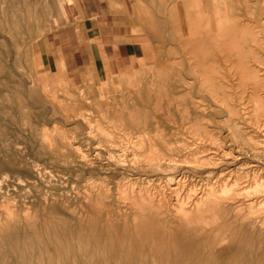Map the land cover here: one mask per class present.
Here are the masks:
<instances>
[{"label": "rangeland", "instance_id": "374dc122", "mask_svg": "<svg viewBox=\"0 0 264 264\" xmlns=\"http://www.w3.org/2000/svg\"><path fill=\"white\" fill-rule=\"evenodd\" d=\"M26 1L30 8L24 11L13 8L23 5V0H0V264H174L173 260L159 258L162 253L160 249L177 232L179 223H185V220L173 222L155 215L144 216L131 206L129 200L127 202L121 192L141 191L139 196L150 199L155 205L157 201L163 202L166 208L171 205L169 208L174 214L178 207L174 199L176 195L170 188L177 186V193L182 197L188 192L189 198L184 201V207L187 209L191 205L187 209L190 214L194 211L190 215L191 220L198 217L194 202L207 189V183L217 188L221 180L231 183L234 177L240 178L241 185H236L227 193L231 196L228 195L230 201L227 198L222 200L240 207L257 195L254 190H250L253 181L250 177L264 176V0H223L225 3L222 0H197L198 9L190 7L192 0H102L110 11L121 13L127 18L133 26L134 35L147 48V56L124 79L111 75L103 81L86 78L80 83L54 80L51 84L40 79L42 68L36 44L60 25L61 4L59 0H37V5L33 7L32 0ZM242 1L246 5L241 4ZM245 12L250 16L245 15ZM225 14L235 18L228 23L229 29L234 25L231 28L234 31L230 29V34L224 32L225 36L216 32L215 36L211 30L205 35L206 23L210 20L214 25L216 17ZM194 25L201 31L200 34L186 39L189 37L188 29L195 28ZM245 26L248 30L242 32L241 28ZM237 27L241 28L237 30ZM173 32H181V35L178 33L177 37ZM238 33L244 34L240 36ZM184 38L186 41H183ZM228 43L232 45L229 44L231 49L236 50L235 53L229 50ZM156 75L161 76L159 79L163 78L160 80L163 84L159 79L157 81ZM66 89L69 92L71 89L79 90L85 95L87 103L82 102V112L91 120L104 113L96 105L97 102L101 107L117 108L118 114L124 117L132 113L143 119H140L141 124H146L143 134L139 136L138 133L129 140L113 139L127 146L128 152L125 151L123 155L126 166H83L85 163L81 161H85L87 153L82 133L85 127L77 120H63L59 114L51 111L52 107L47 102L54 98L65 103ZM159 91L164 95L156 94ZM96 106L100 111L94 115L92 113L97 110ZM184 109L188 111H182ZM88 111L92 115H87ZM99 123L113 134L105 123ZM186 124L191 126L187 127ZM154 125L162 132L156 131ZM157 132L158 136L155 135ZM206 133L210 134L211 139ZM62 135L65 141L69 140L67 145H64ZM145 137L150 141L145 142ZM149 142L157 148H153L155 153H162V160L157 153L153 156ZM160 142H165L166 145H163L167 148ZM132 153L137 157L132 158ZM151 154L153 162H144ZM208 155L212 158H207ZM166 157H171L169 161L173 160L172 163ZM129 159L136 163L132 164ZM203 159L206 160L205 165ZM137 163L154 168L136 169L134 165ZM182 172L186 173L185 178H180ZM179 184L181 188L183 186L181 191ZM189 186L196 192L188 191ZM103 190L106 192L100 193ZM260 209L264 213L263 207ZM201 215L208 222L201 231L182 230L176 233L179 242L186 245V256L192 255L188 264H264V240L259 242L253 237L242 238L238 232L234 234L238 221H233L229 213L220 209L201 208Z\"/></svg>", "mask_w": 264, "mask_h": 264}, {"label": "bare ground", "instance_id": "6f19581e", "mask_svg": "<svg viewBox=\"0 0 264 264\" xmlns=\"http://www.w3.org/2000/svg\"><path fill=\"white\" fill-rule=\"evenodd\" d=\"M46 0H44V2H45ZM150 1V0H149ZM155 1V0H154ZM157 1V0H156ZM176 1H178V0H175V2ZM206 1V0H205ZM240 1V0H239ZM251 1H253V0H251ZM43 2V3H44ZM220 2V1H219ZM222 2H223V0H222ZM254 2V1H253ZM253 2H252V4H253ZM263 2V1H262ZM171 3V2H170ZM173 3V2H172ZM213 3H214V1H213ZM223 3H225V2H223ZM241 4L243 3V1L242 2H240ZM245 3V2H244ZM243 3V4H244ZM174 4V3H173ZM171 5L170 4V6H172L173 7V9H175V6L174 5ZM236 4V3H235ZM249 3H247V5H248ZM31 5L34 7V6H36L37 5V0H32V2H31ZM164 5V4H163ZM237 6H238V4H236ZM235 5V6H236ZM244 5H246V4H244ZM244 5H243V7H244ZM250 5V4H249ZM177 6V5H176ZM198 6H199V3H198V1L197 0H192V2L190 3V7H196L197 9H198ZM224 7V6H223ZM226 7V6H225ZM239 7V6H238ZM263 7V6H262ZM15 10L16 9H23L24 11H26V10H28L29 8H30V5H29V2H27L26 0H23V5H21L20 7H18V8H16V7H13ZM168 8V7H167ZM189 8V7H188ZM227 8V7H226ZM236 8V7H235ZM245 8H247L246 6H245ZM245 8H244V10H245ZM170 9H171V7H170ZM208 9V8H207ZM229 9V8H228ZM167 10V9H166ZM177 10V9H176ZM179 10V9H178ZM233 10V9H232ZM251 10V9H250ZM173 12H174V10H172ZM224 11V10H223ZM245 11H247V10H245ZM252 11V10H251ZM250 11V12H251ZM172 12V13H173ZM176 12V11H175ZM231 12V11H230ZM235 12H237V10L235 11ZM168 13H170V12H168ZM171 13V14H172ZM177 13V12H176ZM198 13H199V11H198ZM246 14L245 15H248V16H250L249 14H247V12H245ZM249 13V12H248ZM196 14V13H195ZM174 15V14H173ZM262 15V14H261ZM178 16H179V14H178ZM264 16V15H263ZM165 17H166V15H165ZM170 17H171V15H170ZM169 17V18H170ZM194 17V16H193ZM197 17V16H196ZM212 17H213V15H212ZM211 17V18H212ZM216 17V16H215ZM214 17V18H215ZM157 18V17H156ZM168 18V19H169ZM178 18V17H177ZM182 18H184V17H182ZM237 18V17H236ZM31 19V18H30ZM235 20V18H233L232 16H230L229 14H225V15H223V16H217L216 17V20H215V23H214V25H212V23L213 22H211L210 20L208 21V23H206L207 24V26H205V25H203V26H205L204 27V31L206 32V34L205 35H208V33L207 32H209V31H211V30H213V32L212 33H215L214 35L215 36H217L216 35V32L217 33H223V35H224V32H228L229 33V30L234 26H232L230 29H229V27H230V25L228 24L230 21L232 22V20ZM251 19H252V17H251ZM170 21L172 20V19H169ZM186 20V19H185ZM261 20H263V19H261ZM172 21H174V20H172ZM235 22V21H234ZM244 22H246V21H244ZM260 22V21H259ZM263 22V21H262ZM173 23V22H172ZM171 23V25H173ZM177 23V22H176ZM227 23V25H225ZM264 23V22H263ZM179 24H180V22H179ZM197 24V23H196ZM250 24V23H249ZM176 25V24H175ZM224 25H225V27H224ZM240 25V24H239ZM242 25V24H241ZM240 25V26H241ZM258 25V24H257ZM156 26V25H155ZM158 26V25H157ZM156 26V27H157ZM227 26H228V28H227ZM242 26H244V25H242ZM247 26V25H246ZM245 26V28H241V27H237V30H239L238 28H241L242 29V32L243 31H246V30H248V28ZM250 26V25H249ZM172 27V26H171ZM194 27L195 28H193V29H188L187 27V29H188V33H187V35L189 36V37H187L186 39H189V38H191L190 36H195V35H197V34H200V30L194 25ZM251 28H252V26H250ZM175 27H173L172 29H174ZM177 28H178V26H177ZM181 28V27H180ZM184 28V27H183ZM227 28V29H226ZM254 28H255V26H254ZM253 28V29H254ZM185 29V28H184ZM252 29V31H254ZM161 30V29H160ZM180 30V29H179ZM232 30V29H231ZM172 31V30H171ZM170 31V32H171ZM175 31H177V29H175ZM203 31V30H202ZM232 31H234V29L232 30ZM184 32V31H183ZM226 32V33H227ZM231 32V31H230ZM262 32V31H261ZM174 33V32H173ZM179 33V32H178ZM178 33H176V34H178ZM227 33V34H228ZM233 33V32H232ZM237 32H235V34H236ZM239 33H240V31H239ZM238 33V34H239ZM245 33V32H244ZM244 33H241V34H244ZM249 34L248 35H250V32H248ZM157 34H159V33H157ZM175 34V33H174ZM175 34V35H176ZM180 35H181V32L179 33ZM185 34H186V32H185ZM230 34V33H229ZM241 34H239L240 36H241ZM256 34V33H255ZM160 35V34H159ZM174 35V36H175ZM220 35V34H219ZM218 35V36H219ZM247 34H246V36H248ZM177 37L179 36V35H176ZM200 36V35H199ZM220 36H222V35H220ZM225 36V35H224ZM182 37V36H181ZM202 37V36H201ZM207 37V36H206ZM210 37H211V35H210ZM210 37H209V39H210ZM227 37V36H226ZM229 37V36H228ZM231 37V36H230ZM234 37V36H233ZM233 37H232V41H233ZM251 37V36H250ZM252 38L253 37H251V40H252ZM176 39V38H175ZM178 39V38H177ZM181 39V38H180ZM179 39V40H180ZM185 39V38H184ZM186 39L185 40H183V41H186ZM212 39V38H211ZM214 39H216V37L214 38ZM217 39H219V38H217ZM221 39H222V37H221ZM226 39H229V38H226ZM192 40V39H191ZM208 40V39H207ZM220 40V39H219ZM231 40V39H230ZM230 40H228V42L230 41ZM249 40H250V38H249ZM194 41V40H193ZM209 42H211V40H208ZM232 41H231V43H232ZM238 41V40H237ZM235 42V41H234ZM252 41H250V43H251ZM258 42H259V40H258ZM183 43V42H182ZM181 43V44H182ZM196 43V42H195ZM194 43V44H195ZM184 44H186V42H184ZM184 44H182V45H184ZM224 46H225V44L224 43H222ZM227 44V43H226ZM230 43H228V45H229ZM234 44H236V42L234 43ZM188 45V44H187ZM186 45V46H187ZM192 45V44H191ZM203 46H204V44H202ZM212 45V44H211ZM231 45V44H230ZM229 45V46H230ZM258 45H259V43H258ZM232 46V45H231ZM231 46H230V48H229V50L231 49ZM233 46H235V45H233ZM177 47V46H176ZM180 47H182V46H180ZM184 47V46H183ZM195 47V46H194ZM197 47V46H196ZM222 47V46H221ZM260 47V46H259ZM171 48V47H170ZM192 48V47H191ZM191 48H189V49H191ZM224 48V47H223ZM226 48V47H225ZM239 48V47H238ZM247 49H249V48H247ZM194 50V49H193ZM205 50V49H204ZM226 50H228V47H227V49ZM234 53H235V49H231ZM178 51H179V53H180V50L178 49ZM181 51H183L182 49H181ZM190 53V52H189ZM191 53H192V49H191ZM194 54H196V53H194ZM193 54V55H194ZM206 54V53H205ZM219 54V53H218ZM252 54V53H251ZM187 55H189V54H187ZM207 55V54H206ZM180 56H181V54H180ZM235 56H237V55H235ZM255 57V56H254ZM237 58V57H236ZM182 59V58H181ZM177 59H175V60H173V61H176ZM238 61V60H237ZM176 63V62H175ZM168 65H170V64H168ZM174 65V64H173ZM191 66V65H190ZM189 66V67H190ZM199 66V65H198ZM197 66V67H198ZM177 67V66H176ZM192 67V66H191ZM200 67V66H199ZM168 68H169V66H168ZM171 68V67H170ZM203 68V67H202ZM199 69V68H198ZM209 69V68H208ZM171 70V69H170ZM203 70V69H202ZM204 71V70H203ZM259 72V71H258ZM165 73V72H164ZM184 73V72H183ZM182 73V74H183ZM197 73V72H196ZM160 74V73H159ZM162 74H163V72H162ZM162 74H161V76H162ZM176 74H178L179 75V73L177 72ZM195 74V73H194ZM198 74V73H197ZM163 75H165V74H163ZM169 75V74H168ZM157 76V75H156ZM160 75L159 76H157V81H158V77H161ZM198 76V75H197ZM166 77H167V74H166ZM183 77H185V76H183ZM6 78V77H5ZM163 78H161V79H159V81L160 80H162ZM177 79V78H176ZM186 79V78H185ZM190 79V78H189ZM187 80V79H186ZM166 81V80H165ZM178 81V80H177ZM187 81H189V80H187ZM186 81V82H187ZM205 81V80H204ZM160 82H162V81H160ZM170 82H171V80H170ZM169 82V83H170ZM162 84H163V82H162ZM166 84V83H165ZM171 84V83H170ZM173 85V84H172ZM183 85V84H182ZM179 86V85H178ZM208 87V86H207ZM162 88V87H161ZM210 88V87H209ZM164 89V88H163ZM171 89V88H170ZM174 89H176V88H174ZM6 90V89H5ZM37 90V89H36ZM162 91V90H161ZM160 92V91H159ZM159 92L158 93H156V94H158L159 96L161 95V94H163V93H161L160 92V94H159ZM186 92V91H185ZM155 95V94H154ZM164 95V94H163ZM169 95V94H168ZM184 95V94H183ZM193 95H194V93H193ZM262 95V94H261ZM65 96H66V98H65V100H66V102L65 103H63L62 101L60 102V101H57V100H55L54 98H51L49 101H47V102H49V104H50V106L52 107L51 108V111L53 110V113H54V111L57 113V114H59L62 118H63V120H65V121H70V120H73V121H75V120H77V121H79V122H81V124L83 125V127H85L84 128V130L82 131V133H83V135H84V137H85V144H86V156H84V157H86L85 158V161H81L82 163H85L83 166H88V165H90V166H92L91 164H95V165H97V167H124V166H126L125 165V163L127 162H125L124 161V158H123V155H124V153H125V151H127L128 152V150H127V146L125 145V147L124 146H122V144H120V142H118V141H114L113 139H115V138H131L132 136L134 137V135H136V134H138L139 133V136H140V133H142L143 134V131H145V129H146V124L144 123V124H141V122H140V119H142V118H137L138 116H133L132 115V113H130L129 115H127L126 117H124V115H121V114H118L119 112H118V109L117 108H114V109H108V108H106V107H104V106H100L99 104H97L96 103V105L98 106V107H100V108H102L103 110H104V113L102 114V115H100V114H98V112L100 111V109L96 106V108H97V110L94 112V113H92V114H94L95 115V113H97L98 114V118H95V117H93V119L94 120H91V118H88V117H86L85 116V114L82 112V102L83 101H85L86 100V97H85V95L81 92V91H79V90H74V89H71L70 90V92L66 89V94H65ZM177 96H179V95H177ZM185 96V95H184ZM40 97V96H39ZM165 97V96H164ZM164 97H162V99L164 98ZM166 97H167V95H166ZM165 97V98H166ZM173 97V96H172ZM180 97H181V95H180ZM180 97L178 98V100L180 99ZM189 97V96H188ZM193 97H195V96H193ZM175 98H177V97H175ZM198 98H199V96H198ZM197 98V99H198ZM91 99V98H90ZM154 99V98H153ZM156 99V98H155ZM161 99V98H160ZM172 99V98H171ZM173 99H174V97H173ZM173 99H172V101H173ZM212 99V98H211ZM166 101V100H165ZM180 101V100H179ZM86 102V101H85ZM92 102V101H91ZM161 102V101H160ZM169 102H171V101H169ZM175 102H177V100L175 101ZM87 103V102H86ZM93 103V105H94V102H92ZM168 103V102H167ZM169 104H171V103H169ZM92 105V104H91ZM92 105V106H93ZM167 105V104H166ZM177 105V104H176ZM175 105V106H176ZM157 106V105H156ZM159 106V105H158ZM75 107V108H74ZM104 107V108H103ZM168 107H169V105H168ZM177 107H179V106H177ZM19 108V107H18ZM141 108V107H140ZM202 107H200V109H201ZM93 109V108H92ZM135 109V108H134ZM157 109V108H156ZM161 109V108H160ZM186 109V108H185ZM182 110V111H186V110ZM192 109H193V107H192ZM84 110V109H83ZM132 110V109H131ZM142 110V109H141ZM163 110V109H162ZM203 110V109H202ZM135 111H137V109H135ZM139 111V110H138ZM137 111V112H138ZM142 111H144V110H142ZM182 111H180L181 113H182ZM188 111V110H187ZM186 111V112H187ZM241 111V110H240ZM246 111V110H245ZM132 112H134V111H132ZM147 111H145L144 113H146ZM150 112V111H149ZM208 112H210V111H208ZM251 112V111H250ZM88 113V114H87ZM86 114L87 115H89V111L87 112ZM153 113H155V112H153ZM180 113V114H181ZM247 113H249V112H247ZM52 114V113H51ZM91 114V113H90ZM91 114V115H92ZM134 114V113H133ZM186 114V113H185ZM205 114V113H204ZM229 114V113H228ZM54 115V114H53ZM145 115V114H144ZM183 116H184V114H182ZM197 115V114H196ZM208 115V114H207ZM226 115H227V113H226ZM167 116H168V114H167ZM204 116V115H203ZM187 117V116H186ZM193 117V116H192ZM149 118V117H148ZM166 118V117H165ZM167 119V118H166ZM174 119V118H173ZM180 119H182V118H180ZM224 119V118H223ZM151 120H153V119H151ZM164 120V119H163ZM171 120H172V117H171ZM184 120V119H183ZM218 120V119H217ZM255 120V119H254ZM102 121V123H105L106 124V127H109V128H111L112 129V132H113V134H111V133H109L108 132V129H106V128H103L102 126H100V123L99 122H101ZM142 121H143V119H142ZM154 121V120H153ZM180 121V120H179ZM155 122V121H154ZM251 122V121H250ZM249 122V123H250ZM167 123V122H166ZM181 123V122H180ZM186 123V122H185ZM259 123V122H258ZM260 123H261V121H260ZM169 124V123H168ZM251 124H252V122H251ZM69 125V124H68ZM175 125V124H174ZM193 125V124H192ZM197 125V124H196ZM76 126V125H75ZM186 126H187V124H186ZM188 126H191L190 124L188 125ZM187 126V127H188ZM240 126V125H239ZM154 127H155V129H156V131H159V130H157V127H156V125H154ZM183 127H185V126H183ZM203 127H205V126H203ZM255 127V126H254ZM261 127V126H260ZM202 128V127H201ZM263 128H264V126H263ZM154 129V128H153ZM208 129V128H207ZM256 129V128H255ZM261 129V128H260ZM36 130V129H35ZM34 130V131H35ZM188 131H189V128L187 129ZM204 130V129H203ZM237 130V129H236ZM243 130V129H242ZM201 131H202V129H201ZM39 132V131H38ZM160 132H162L161 130H160ZM263 132H264V130H263ZM211 133V132H210ZM154 134V133H153ZM152 134V135H153ZM158 134V132L155 134V135H157ZM171 134V133H170ZM169 134V135H170ZM204 134V133H203ZM206 134H209V133H206ZM205 134V135H206ZM223 134V133H222ZM235 134V133H234ZM46 135V134H45ZM159 135H161L160 133H159ZM60 136H61V134H60ZM63 136V135H62ZM145 136H147V133H146V135ZM158 136V135H157ZM57 137V136H56ZM110 138L111 137V139L109 140V139H107V138ZM136 137V136H135ZM149 137V136H148ZM156 137V136H155ZM198 137V136H197ZM207 137V136H206ZM208 137L211 139V136H210V134L208 135ZM228 137V136H227ZM140 138V137H139ZM145 138H147V137H145ZM144 138V139H145ZM158 138V140H161V139H159V137H156V139ZM161 138H162V135H161ZM166 138H168V137H166ZM199 138V137H198ZM216 138V137H215ZM57 139V138H56ZM62 139H64V136H63V138ZM136 139H137V137H136ZM143 139V140H144ZM208 139V138H207ZM210 139H208V140H210ZM50 140V139H49ZM58 140V139H57ZM119 140H121V139H119ZM129 140V139H128ZM133 140V139H132ZM147 140H149L150 141V139H145V142L147 141ZM52 141V140H51ZM55 141V140H54ZM54 141H53V144H54ZM64 142H65V144L64 145H67L66 143H68V141L66 142L65 141V139L63 140ZM71 141V140H70ZM134 141V140H133ZM162 141V140H161ZM203 141V140H202ZM220 141V140H219ZM235 141V140H234ZM252 141V140H251ZM49 142V141H48ZM123 142V141H122ZM138 142H140V141H138ZM148 142V141H147ZM58 143H59V141H58ZM136 143V142H135ZM143 143V142H142ZM142 143H140L139 145H141ZM150 143V142H149ZM152 143V142H151ZM150 143V144H151ZM160 143H162V142H160ZM181 143V142H180ZM180 143H179V145H180ZM215 143V142H214ZM256 143V142H255ZM260 143V142H259ZM262 143V142H261ZM44 144V143H43ZM50 144H51V146L53 145L51 142H50ZM133 144V143H132ZM144 144V143H143ZM142 144V145H143ZM150 144H147V146H149ZM163 144H165V142L164 143H162L161 145H163ZM171 144V143H170ZM169 144V145H170ZM205 144V143H204ZM216 144V143H215ZM258 144V143H257ZM263 144H264V142H263ZM141 145V146H142ZM153 144H151V147H152V149H150L149 147V149H150V151L151 150H153V148L154 149H157L156 147H153L152 146ZM166 145V144H165ZM165 145H163V147L165 146ZM169 145H168V148H169ZM210 145V144H209ZM214 145V144H213ZM228 145V144H227ZM54 146V145H53ZM52 146V147H53ZM133 146V145H132ZM173 146V145H172ZM175 146H176V144H175ZM190 146V145H189ZM192 146V145H191ZM211 146V145H210ZM219 146V145H218ZM218 146H216V147H218ZM262 146H264V145H262ZM13 147V146H12ZM49 147V146H48ZM52 147H51V149H52ZM56 147V146H55ZM54 147V148H55ZM69 147H70V145H69ZM69 147H67V148H69ZM136 147V146H135ZM134 147V148H135ZM171 147V146H170ZM188 147V146H187ZM221 147V146H220ZM220 147H218V148H220ZM18 148V147H17ZM77 147H74V149H76ZM167 147L165 146V149H166ZM173 148V147H172ZM189 148V147H188ZM60 149V148H59ZM71 149V148H70ZM79 149V148H78ZM129 149V148H128ZM148 149V150H149ZM171 149V148H170ZM203 149V148H202ZM227 149V148H226ZM236 149V148H235ZM241 148H239V150H240ZM39 150H41L40 148H39ZM132 152H133V150L132 149H130ZM129 150V151H130ZM147 150V151H148ZM172 150V149H171ZM201 150V149H200ZM228 150V149H227ZM244 150V149H243ZM157 151V150H156ZM207 151V150H206ZM219 151V150H218ZM242 151V150H241ZM257 151V150H256ZM42 153H44L43 151H41ZM85 152V151H84ZM83 152V153H84ZM149 152V151H148ZM153 152H154V150H153ZM152 152V153H153ZM198 152H200L199 150H198ZM202 152H203V150H202ZM214 152H216V151H214ZM222 152H224V151H222ZM229 152V151H228ZM244 152V151H243ZM262 152H264V151H262ZM261 152V153H262ZM77 153V152H76ZM151 153V152H150ZM157 154H159L160 156H161V160L163 159L162 158V153H158V151L156 152ZM155 152L153 153V156H154V154H156ZM193 153V152H192ZM204 153V152H203ZM227 153V152H226ZM131 154V153H130ZM188 154H189V152H188ZM202 154V153H201ZM200 154V155H201ZM237 154V153H236ZM46 155V154H45ZM137 155V154H136ZM148 155V154H147ZM179 155V154H178ZM199 155V154H198ZM221 155H222V153H221ZM220 155V156H221ZM224 155H225V152H224ZM234 155V154H233ZM233 155H230V157L231 156H233ZM241 155V154H240ZM247 155V154H246ZM129 156V155H128ZM131 156V155H130ZM152 154L151 155H149L148 156V159H146L144 162H148V163H152L153 162V160L151 159L152 157ZM183 156V155H182ZM209 156L210 155H208V157L207 158H209ZM214 157H215V155H213ZM228 156V155H227ZM245 156V155H244ZM254 156V155H253ZM79 157H81V159L83 158L81 155L79 156ZM89 157V158H88ZM103 158V159H99V158ZM132 158H136L137 156H134V153H132V156H131ZM164 157V156H163ZM187 157H189L190 158V156H187ZM195 157V156H194ZM193 157V158H194ZM211 157V156H210ZM226 157V156H225ZM258 157V156H257ZM263 157H264V154H263ZM88 158V159H87ZM159 158V157H158ZM168 158V161H169V159L171 158H169V157H166V159ZM201 158V157H200ZM212 158V157H211ZM217 158V157H216ZM140 159V158H139ZM143 159V158H142ZM165 159V160H166ZM172 159V158H171ZM174 159V158H173ZM183 159V158H182ZM210 159V158H209ZM247 159V158H246ZM258 159V158H257ZM131 160V161H130ZM157 160V159H156ZM160 160V161H161ZM196 160H197V158L195 159V162H196ZM208 160V159H207ZM218 160V159H217ZM234 160V159H233ZM248 160H249V158H248ZM256 160V159H255ZM69 161V160H68ZM129 161L132 163V164H134V162L136 163V161L135 160H132V159H129ZM143 161V160H142ZM141 161V162H142ZM172 161L173 160H171V161H169V162H171L172 163ZM183 161V160H182ZM185 161V160H184ZM192 161H194V159L192 160ZM204 161H206V160H202V162H203V164L205 165V162ZM209 161V160H208ZM207 161V162H208ZM215 161V160H214ZM218 161H220V160H218ZM217 161V162H218ZM123 162H125V163H123ZM129 162V163H130ZM138 162V161H137ZM163 162V161H162ZM167 162V161H166ZM168 162V163H169ZM178 162H180V161H178ZM187 162V161H186ZM237 162H239V161H237ZM256 162V161H255ZM258 162V161H257ZM260 162H261V160H260ZM161 163V162H160ZM175 163V162H174ZM177 163V162H176ZM183 163H185V162H183ZM189 163V162H188ZM212 163V162H211ZM242 163V162H241ZM241 163H239L240 165H242ZM71 164V163H70ZM77 164V163H76ZM132 164H130V165H132ZM145 164V163H144ZM213 164V163H212ZM222 164V163H221ZM257 164V163H256ZM183 165V164H182ZM189 165V164H188ZM188 165H186V166H188ZM202 164H200V166H201ZM225 165V164H224ZM258 165H260V164H258ZM264 165V164H263ZM36 166V165H35ZM135 166V168L136 169H153L154 168V166H143V165H139L138 163H137V165H134ZM133 166V167H134ZM185 166V167H186ZM209 166V165H208ZM243 166V165H242ZM194 167V166H193ZM210 167H211V164H210ZM209 167V168H210ZM232 167H233V165H232ZM238 167H240L239 165H238ZM32 168V167H31ZM34 168V167H33ZM157 168V167H156ZM184 168V167H183ZM183 168H182V170H183ZM197 168V167H196ZM213 168V167H212ZM211 168V169H212ZM218 168V167H217ZM243 168V167H242ZM118 169V168H117ZM158 169V168H157ZM172 170L174 169V167L173 168H171ZM44 170V169H43ZM190 170V169H189ZM208 170V169H207ZM228 170V169H227ZM47 171V170H46ZM192 171V170H191ZM49 172V171H48ZM106 172V171H105ZM154 173V170H151V173ZM204 172V171H203ZM243 172V171H242ZM42 173H45V171L44 172H42ZM55 173V172H54ZM193 173H194V171H193ZM235 173V172H234ZM248 173V172H247ZM198 174V173H197ZM196 174V175H197ZM205 174V173H204ZM220 174V173H219ZM222 174V173H221ZM220 174V175H221ZM236 174V173H235ZM58 175V174H57ZM205 175H207V174H205ZM216 175V174H215ZM264 175V174H263ZM44 176V175H43ZM51 176V175H50ZM180 178H185L186 177V173L185 172H182L180 175ZM202 176H204V175H202ZM219 176V175H218ZM226 176V175H225ZM250 176H253V175H250ZM249 176V177H250ZM3 177V176H2ZM52 177V176H51ZM139 177V176H138ZM141 177V176H140ZM139 177V178H140ZM229 177V176H228ZM228 177H227V179H228ZM240 177V176H239ZM4 178V177H3ZM63 178H64V176H63ZM137 178V177H136ZM157 179H158V177H156ZM176 178V177H175ZM179 178V179H180ZM198 178V177H197ZM225 178V177H224ZM250 178H252V183L250 184V188L252 187V189H250V190H252V192H253V190H254V192L257 194L254 198H251V199H249V200H247V202H245V206L244 207H240V206H238V205H234L233 203H224V201H222L223 199H225V198H227V201H230V200H228V198H229V194H227V193H230L231 192V190H232V188L233 187H235L236 185H238L239 183H240V178H238L237 176L236 177H234V179L231 181V183H229V180H228V182L226 181H223V180H221L220 182H219V184H218V182H217V184H218V186H217V188L215 187V186H213L212 184H210V183H207V189L205 190V191H203L197 198H196V200H195V202H194V206L196 207V213L198 212L199 214H197L198 215V217L196 216V214H195V216H196V218L195 219H192L191 220V214H193L194 213V211L192 212L191 211V214H190V212H188V207H190V206H188L187 207V209L184 207V204H185V200H187L188 198H189V195L187 194L188 192H186L184 195H183V197H182V195H180L179 193H177L178 192V189H176V187L177 186H175V188H170L171 189V192L174 194L175 193V197L176 198H174L175 199V202H177L176 203V206L178 207L177 209H176V211H175V213L174 214H172L171 213V209L169 208V207H163V202L161 203V201H155L156 202V205L154 204V203H152L151 202V200L150 199H148V198H144V197H142L141 195L139 196V193H141V191L140 192H134L133 190H131L130 192H123L122 190V192H121V194L123 195V197L124 198H126L127 199V202H128V200H129V202L131 203V206L132 207H135V210H138V212H140L141 214H143L144 216H150V215H152V216H157V217H159V218H169V219H171V220H173V222H174V220H185L184 222L185 223H179V225L177 226V228H176V230H177V232H175V234L174 235H172V236H170L169 237V240H168V242L165 244V245H163V246H161V249H160V251L162 252L161 253V255H160V259L161 260H164V261H170V260H173V262H174V264H188L189 263V261L191 260V256H186L188 253L186 252V245L185 244H183V243H180L179 241L180 240H178V238H177V235H176V233H179L180 231H182V230H185V231H189V232H193L194 230H196V231H201L202 229H203V226L204 225H206V224H208V222H207V219L205 218V217H203L202 215H201V208H208L209 210H222L224 213L226 212V213H229L230 215H231V218H232V220L233 221H235V222H237L238 221V226L237 227H235L234 228V230H233V233L235 234V233H240L241 235H242V238H245V237H253V238H255L256 240H259V242L260 241H262V240H264V213H262L260 210H262V209H260V208H262L263 207V209H264V176H262V175H254L253 177H250ZM6 179V178H5ZM49 179V178H48ZM176 179H178V178H176ZM190 179V178H189ZM188 179V180H189ZM192 179V178H191ZM190 179V180H191ZM200 179V178H199ZM214 179H215V177H214ZM221 179V178H220ZM232 179V178H231ZM55 180V179H54ZM164 180V179H163ZM168 180H171L170 178L168 179ZM174 180V179H173ZM12 181V180H11ZM86 181V180H85ZM172 181V180H171ZM176 181V180H175ZM181 181H184V180H181ZM180 181V182H181ZM202 181V180H201ZM60 182V181H59ZM97 182V181H96ZM113 182H115V181H113ZM165 182V181H164ZM194 182V181H193ZM212 182V181H211ZM18 183V182H17ZM116 183V182H115ZM205 183V182H204ZM243 183V182H242ZM24 184V183H23ZM130 184V183H129ZM245 184V183H244ZM132 185V184H131ZM180 185V184H179ZM192 185V184H191ZM194 185V184H193ZM215 185V184H214ZM239 185H241V184H239ZM238 185V186H239ZM248 185V184H247ZM82 186V185H81ZM116 186H117V184H116ZM173 186V187H174ZM187 186V185H186ZM199 186V185H198ZM197 186V187H198ZM62 187V186H61ZM94 187V186H93ZM107 187H108V189H109V186L107 185ZM127 187V186H126ZM134 187V186H133ZM169 187V186H168ZM196 187V188H197ZM203 187V186H202ZM201 187V188H202ZM247 187V186H246ZM248 187H249V185H248ZM75 188V187H74ZM103 188V187H102ZM111 188V187H110ZM119 188V187H118ZM122 188V187H121ZM124 188V187H123ZM182 188H183V186H182ZM181 185H180V191H181ZM192 188H193V186H192ZM201 188H200V190H201ZM205 188V187H204ZM243 188V187H242ZM241 188V189H242ZM13 189V188H12ZM129 189V188H128ZM130 189H132V187H130ZM144 189V188H143ZM160 189H161V187H160ZM237 189V188H236ZM248 189V188H247ZM102 190V189H101ZM127 190V189H126ZM139 190V189H138ZM137 190V191H138ZM148 190V189H147ZM185 190V189H184ZM188 191H192V193L195 191V190H192L191 188H190V186H189V188L187 189ZM249 190V189H248ZM88 191V190H87ZM106 191H107V188H106ZM105 191V192H106ZM109 191V190H108ZM116 191V190H115ZM179 191V192H180ZM241 191V190H240ZM245 191H247L246 189H245ZM105 193L104 192V190L103 191H100V193ZM120 192V191H119ZM164 191H162L161 193H163ZM196 192V191H195ZM235 192V191H234ZM233 192V193H234ZM78 193V192H77ZM114 193V192H113ZM143 193V192H142ZM152 193V192H151ZM167 193V192H166ZM168 193H169V190H168ZM191 192H190V194H192ZM238 193H239V191H238ZM237 193V194H238ZM243 193V192H242ZM119 194V193H118ZM136 194H138V195H136ZM143 194H145V193H143ZM149 194V193H148ZM154 194V193H153ZM171 194V193H170ZM236 194V195H237ZM82 195V194H81ZM88 195V194H87ZM91 195V194H90ZM158 195V194H157ZM163 195V194H162ZM166 195V194H165ZM229 195V196H228ZM235 195V194H234ZM246 195V194H245ZM27 196V195H26ZM72 196V195H71ZM84 196V195H83ZM120 196V195H119ZM118 196V197H119ZM137 196H139V197H137ZM145 196H146V194H145ZM164 196V195H163ZM107 197V196H106ZM122 197V196H121ZM148 197V196H147ZM152 197H154V196H152ZM156 197H158V196H156ZM155 197V198H156ZM168 197V196H167ZM166 197V198H167ZM196 197V196H195ZM195 197H194V199H195ZM231 197V196H230ZM241 197H243V196H241ZM50 198V197H49ZM101 197L99 196V199H100ZM115 198H117V195H116V197ZM114 198V199H115ZM164 198V197H163ZM162 198V199H163ZM169 198V197H168ZM70 199V198H69ZM98 199V198H97ZM113 199V200H114ZM121 199V198H120ZM123 199V198H122ZM121 199V200H122ZM158 200H159V198H157ZM101 200V199H100ZM105 200H106V198H105ZM156 200V199H155ZM161 200V199H160ZM164 201H165V198L163 199ZM226 200V199H225ZM14 202V201H13ZM102 202V201H101ZM172 202H174V201H172ZM174 202V203H175ZM192 202H193V200H192ZM2 203V202H1ZM44 203H45V201H44ZM96 204H97V202H96ZM104 204V203H103ZM127 204V203H126ZM173 204V203H172ZM189 204V203H188ZM187 204V205H188ZM193 204V203H192ZM99 205H101L102 206V204L100 203ZM167 205V204H166ZM0 206H2V205H0ZM89 206V205H88ZM108 206V205H107ZM116 206V205H115ZM104 207V206H103ZM122 207V206H121ZM102 207H100L99 209H101ZM174 208V207H173ZM88 209H90V207L88 208ZM116 209V208H115ZM127 210V209H126ZM195 210V209H194ZM116 211V210H115ZM122 211V210H121ZM97 212H98V210H97ZM118 212H119V209H118ZM263 212H264V210H263ZM122 213V212H121ZM127 213H128V211H127ZM220 215V214H219ZM110 216V215H109ZM123 216V215H122ZM212 216V215H211ZM210 216V217H211ZM133 217V216H132ZM194 217V216H193ZM192 217V218H193ZM212 217H216V216H212ZM26 219H27V217H25ZM126 218V217H125ZM124 218V219H125ZM133 218H135V217H133ZM9 219V218H8ZM210 219V218H209ZM111 220V219H110ZM135 220V219H134ZM143 220V219H142ZM229 221H230V219H229ZM146 222V221H145ZM170 223V222H169ZM183 224H186V225H183ZM158 225H160V224H158ZM232 225V224H231ZM10 227V226H9ZM154 227V226H153ZM110 228V227H109ZM112 228V227H111ZM110 228V229H111ZM35 230V229H34ZM90 230V229H89ZM112 230V229H111ZM42 231V230H41ZM113 232V231H112ZM10 233V232H9ZM150 233V232H149ZM209 233V232H208ZM45 234V233H44ZM119 234V233H118ZM197 234H199L198 232H197ZM249 235V236H248ZM47 237V236H46ZM50 238V237H49ZM63 238V237H62ZM246 239V238H245ZM10 241V240H9ZM8 241V242H9ZM57 241V240H56ZM16 242V241H15ZM251 243H253V242H251ZM220 245V244H219ZM11 246V245H10ZM217 247H218V244H217ZM221 247V246H220ZM257 248H258V246H256ZM216 248V247H215ZM255 249V248H254ZM203 251V250H202ZM192 252H193V250H192ZM218 254V253H217ZM193 263V262H192Z\"/></svg>", "mask_w": 264, "mask_h": 264}, {"label": "crops", "instance_id": "0c3cea01", "mask_svg": "<svg viewBox=\"0 0 264 264\" xmlns=\"http://www.w3.org/2000/svg\"><path fill=\"white\" fill-rule=\"evenodd\" d=\"M59 2L60 25L36 44L43 82L124 79L147 56L127 18L102 0Z\"/></svg>", "mask_w": 264, "mask_h": 264}]
</instances>
